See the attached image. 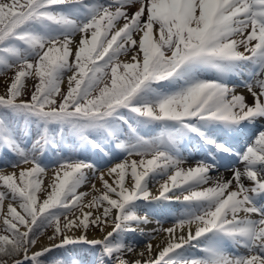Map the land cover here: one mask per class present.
<instances>
[{
    "label": "snow or ice",
    "instance_id": "obj_1",
    "mask_svg": "<svg viewBox=\"0 0 264 264\" xmlns=\"http://www.w3.org/2000/svg\"><path fill=\"white\" fill-rule=\"evenodd\" d=\"M0 77V264H264V0H0Z\"/></svg>",
    "mask_w": 264,
    "mask_h": 264
},
{
    "label": "rangeland",
    "instance_id": "obj_2",
    "mask_svg": "<svg viewBox=\"0 0 264 264\" xmlns=\"http://www.w3.org/2000/svg\"><path fill=\"white\" fill-rule=\"evenodd\" d=\"M25 83H26V86L31 90V89H32V86H33V81L31 80V78L27 79V80L25 81ZM4 87H5V85H4V83H3V78L0 77V93L3 92ZM62 91H66V88H64L63 85H62ZM56 151H57L56 149H51L49 152H46V153H45L44 162H45L46 164H47V163H50V162H52L53 160L56 159ZM75 152L78 154V153H79V149H75ZM63 154L72 155V154H73V146H72V145H69V146L65 149V153H63ZM53 175H54V173H53V171L50 169V170L48 171L47 175L44 177V184L42 185L41 193H39L38 195H41V196H42V195L44 194V193H43V189H44V187H45L47 181H48ZM177 211H178V207H177V209H175V210L173 211L172 215H173V216L176 215V214H177ZM164 223H165L166 225H168V227L171 226V223H172V219H171V217H165V218H164ZM163 225H164V224H163ZM142 246H143V245H141V247H142Z\"/></svg>",
    "mask_w": 264,
    "mask_h": 264
},
{
    "label": "bare ground",
    "instance_id": "obj_3",
    "mask_svg": "<svg viewBox=\"0 0 264 264\" xmlns=\"http://www.w3.org/2000/svg\"><path fill=\"white\" fill-rule=\"evenodd\" d=\"M63 87L64 88H66V85H63ZM222 172L224 173V175L227 177V176H230V173L229 172H224V170L222 169ZM53 177V176H52ZM51 177V178H52ZM49 182H50V179L47 181V183H46V185H45V187L49 184ZM82 190H87V189H82ZM164 225H163V227H168V225H166L165 223H163ZM154 227H157V225L155 224V222H153L152 224H149V225H147V226H145V231H151ZM108 230H111L110 228L108 229ZM94 235H99V232H97V233H94ZM163 240V236L162 235H160V236H158L157 237V239L156 240H154L153 241V243L155 244V243H158V242H160V241H162Z\"/></svg>",
    "mask_w": 264,
    "mask_h": 264
}]
</instances>
